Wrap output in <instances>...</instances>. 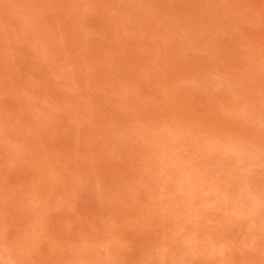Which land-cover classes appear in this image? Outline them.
I'll list each match as a JSON object with an SVG mask.
<instances>
[{
	"label": "rangeland",
	"instance_id": "rangeland-1",
	"mask_svg": "<svg viewBox=\"0 0 264 264\" xmlns=\"http://www.w3.org/2000/svg\"><path fill=\"white\" fill-rule=\"evenodd\" d=\"M0 264H264V0H0Z\"/></svg>",
	"mask_w": 264,
	"mask_h": 264
}]
</instances>
